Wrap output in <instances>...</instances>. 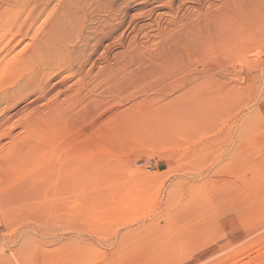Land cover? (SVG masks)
<instances>
[{"label":"bare ground","instance_id":"obj_1","mask_svg":"<svg viewBox=\"0 0 264 264\" xmlns=\"http://www.w3.org/2000/svg\"><path fill=\"white\" fill-rule=\"evenodd\" d=\"M200 5L201 0H0V73L7 69L5 58L14 62L11 76L0 82V141L8 140L0 145V158L7 165L0 171V221L5 213L22 210L25 216L15 234L0 230V264H37L55 254L80 259L101 242L104 264H164L201 250L204 231L215 232L226 197L239 209L246 202L253 205V194L249 199L233 196L230 189L235 185L214 193L218 207L198 203L186 215L169 212L163 232L151 226L158 218L125 230L107 227L96 238L80 220L49 231L56 204L49 195L54 172L65 180V192L75 191L83 202L87 191L101 184L104 158L111 160L112 152L127 141L123 133L129 136L137 125L194 141L187 151L193 158H186L201 159L214 142L202 141L198 126L208 93L204 84L215 77L221 85L215 88V99L222 100L218 109L234 106L240 116L239 136L232 145L264 139V133L245 128L247 121L264 116V0H210L206 7ZM253 49L262 53L254 60L248 55ZM231 60L238 62L235 71L229 69ZM248 65L255 67L249 74L244 72ZM231 78L238 82L230 86ZM27 97L32 108L20 115L16 125L22 130L13 134L8 125L21 112L16 111L19 101ZM153 117L158 120L153 122ZM79 119L88 121L96 148L82 149L74 169L67 167V156L59 166H46L50 128ZM182 184L188 185L173 183L175 188ZM226 220L221 217L219 222ZM255 231L235 232L218 250Z\"/></svg>","mask_w":264,"mask_h":264},{"label":"rangeland","instance_id":"obj_2","mask_svg":"<svg viewBox=\"0 0 264 264\" xmlns=\"http://www.w3.org/2000/svg\"><path fill=\"white\" fill-rule=\"evenodd\" d=\"M209 1L201 0L200 6L202 8L206 7ZM257 52L258 49H253L248 52V55L254 60L262 54ZM5 60L7 69L3 75L0 73V82L2 79L5 81L11 76L9 69L14 63L12 60L6 58ZM232 62L231 60L227 64L229 69L235 71V68H238V62H236L237 67L235 61ZM252 67L254 66L245 68L244 72L249 74L255 69V67L253 69ZM235 81L238 82L236 79L231 78L230 86L234 85ZM215 88L221 89L220 82L216 77L214 80H209L204 84V89L208 93L207 98H204L206 105L204 108L202 107V119L198 128L203 129L202 141L212 139L214 142L205 148L207 151L202 155V160L198 159L197 162L196 160L194 162L189 161L193 157H188L187 151L194 141L188 139L179 140L180 137L178 135H172L171 132L156 127L145 128V125H137L129 136L123 133L127 141L123 142L119 148L112 152L111 160L104 158L101 184L94 189L90 188L83 202L78 198L75 191H70L69 194L65 192V180H61L58 177V173L54 172L53 177H56V180L49 195L55 198L56 204L51 212L53 219L51 220L49 231L56 232L63 227V224L80 220L86 224V231L96 238L99 236V232L107 227L113 231H116V229L125 230L126 228H135L139 224L145 225L153 221L154 218H158L155 224L151 223V226L163 232L167 228L164 222L169 212L177 211L181 215H186L188 209L194 208L198 203L199 205L210 204L218 207L219 202L217 203V201L220 200L212 199L214 193L222 190L228 191V189L237 185V188L230 189L235 192L233 196L249 199L252 198L251 194H253L256 196L253 205L246 202L242 205L247 208L242 206L239 209L232 202L231 196L229 198L226 197V200L222 201L221 204H226L227 206L221 208L220 213L216 217L215 221L218 224H216L215 232L214 229L210 234L204 231L206 232V241H203L204 245L200 250L201 253L200 251L190 252L183 255L184 257L179 255L180 258L168 259L164 264H264V203H262L264 201H260L264 199V196L262 197L264 195V139L260 138V142L255 143L245 142L232 145V141L239 136L240 116L234 106H225L222 109H218L217 105L221 106L222 100L215 99V96L218 95ZM30 99L31 97L21 99L16 106V111L20 110L21 112L13 116L10 121L12 123L8 125L13 134L22 130L20 125L16 124L20 115L25 114L32 108L29 103ZM130 104H132V101L126 102L121 109H126ZM74 113L77 114L78 111L75 110ZM257 117L256 120L247 121L245 128L253 129L249 132L260 131L264 133V116L262 117L261 114ZM157 118L153 117V122L158 120ZM234 120L237 124H234ZM50 130L51 134H53L49 137L52 145L47 148L46 166L52 164L59 166L62 156H67V167L74 169L77 160L81 158L79 155L82 149L86 151V149L96 148L93 132L88 131V121L86 120L79 119L73 125L72 123H62L60 125L57 123ZM208 135L214 137L211 138ZM7 141V139L1 140L0 145H6ZM59 143L63 144L60 146ZM225 151L226 153H224ZM232 153L233 157L231 156ZM0 161H2L1 158ZM5 161L1 162L3 166L0 165V171L7 167ZM262 165L263 168L261 167ZM199 168L201 170L200 175L198 177L195 176L191 180L189 176H193V173ZM236 169H238V172H235ZM178 180L185 181L188 185L184 186L182 184V186L175 188L173 183ZM248 190L250 194L246 192ZM260 196L262 198H259ZM28 202L26 201V205ZM228 206L237 208L236 210H231ZM24 208L28 210L29 207L25 206ZM221 210L225 212L223 213ZM20 213L14 215L5 213L4 220L0 221V230L3 235L10 236L17 232L25 218L23 215L24 211L20 210ZM257 213L258 215H256ZM221 217H226L227 220L224 223L219 222ZM244 220L246 221L244 222ZM256 221L259 223H256ZM238 222H241V224L238 225ZM250 222L254 224H250ZM243 223L246 227L243 226ZM239 227L242 229L253 227L256 231L252 235L219 251L218 249L220 248L218 247L225 245L226 240L229 241L231 239V235L242 230ZM228 230H231L232 233L228 232ZM223 240L225 242L220 243ZM104 250L101 242V244H96L94 251L90 255L83 258H62L55 254L51 257V260H42L37 264H104L105 258L102 255ZM162 263L160 262V264Z\"/></svg>","mask_w":264,"mask_h":264}]
</instances>
